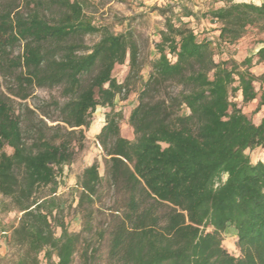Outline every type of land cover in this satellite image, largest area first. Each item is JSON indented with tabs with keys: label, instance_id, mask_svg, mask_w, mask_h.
<instances>
[{
	"label": "trees",
	"instance_id": "1",
	"mask_svg": "<svg viewBox=\"0 0 264 264\" xmlns=\"http://www.w3.org/2000/svg\"><path fill=\"white\" fill-rule=\"evenodd\" d=\"M219 1L205 13L218 24L210 33L165 18L157 59L127 117L129 139L115 100L141 79L134 35L96 26L83 0H0V76L10 81L8 93L26 100L34 87L59 88L63 98L38 112L26 106L30 115H22L0 90V194L19 213L7 264H73L77 253L83 264H100L104 241L105 264H264V160L247 153L264 154V114L255 123L241 108L264 105V70H251L264 62V38L239 62L214 58L251 29L264 34V2ZM117 66L126 67L122 80ZM97 106L104 110L97 134L104 175L93 161L78 176L72 201L82 227L73 232L65 221L72 204L56 191ZM103 184L114 201L99 228L93 211ZM43 188L48 193L40 195ZM228 227L238 255L223 245Z\"/></svg>",
	"mask_w": 264,
	"mask_h": 264
},
{
	"label": "rangeland",
	"instance_id": "2",
	"mask_svg": "<svg viewBox=\"0 0 264 264\" xmlns=\"http://www.w3.org/2000/svg\"><path fill=\"white\" fill-rule=\"evenodd\" d=\"M249 1V0H235ZM221 4L219 0H83L84 10L86 14L92 18L93 23L99 27H106L113 33H122L130 31L138 43L140 49L141 79H137L130 93L125 99L119 97L115 100V109L122 112L123 119L120 121V133L129 139L133 138L132 129L127 124V117L131 108L137 103V92L141 86V81L145 80L150 71L152 61L157 59L155 51V43L159 39V31L163 29L165 18H171L173 21L181 19L193 28L196 32H212L218 27V24L205 16V13L212 7ZM169 8V11L162 13L160 9ZM188 12L192 15L186 16ZM263 39L264 34H258L254 29H251L247 35L235 47H232L226 55H215V60L225 57H235L236 61H240L247 55L254 54L261 43H257L258 39ZM98 40V35H87L85 43L91 46ZM19 48L14 49V55L19 52ZM255 74H261L264 70V62L252 66L251 69ZM126 73L125 66H117L114 70V75L122 80ZM10 81L3 79L0 76V90L11 98L12 104L16 112L22 115L29 114L26 106L29 109L37 111V107L43 106L45 102L52 99L63 100L59 88H39L34 87L30 91V95L26 100H21L16 96L10 95L7 91V85ZM264 88V86H263ZM241 105L240 97L235 98ZM243 111L257 122L260 111L255 112V104L242 105ZM188 111L185 107L181 113L186 114ZM30 115V114H29ZM48 125L55 124L46 120ZM104 124V110L97 106L92 114V121L88 129L84 130L83 147L75 155L74 160L66 165L63 169L62 177H59L60 183L57 187L56 196L60 199L71 203L72 207L67 211L65 221L68 223L69 230L78 232L81 230L82 223L78 212L75 209L77 193V178L82 170L90 165L93 161H97L99 172L104 175L103 150L97 140L102 125ZM10 152V148H6ZM252 162L257 159L264 160L263 151L259 148L247 151ZM48 188H43L39 194H47ZM114 196L109 187L103 184L100 191V197L94 204V226L105 228L110 208L113 206ZM19 213L12 209L9 205V200L0 194V256L4 257L1 264H7V260L14 255V250L7 245L8 237L12 227L16 224ZM235 231L228 227L223 233V245L233 255H238L239 251L236 246ZM107 241L101 244L100 256L101 263L106 262ZM73 264H83L78 253L74 256Z\"/></svg>",
	"mask_w": 264,
	"mask_h": 264
},
{
	"label": "crops",
	"instance_id": "3",
	"mask_svg": "<svg viewBox=\"0 0 264 264\" xmlns=\"http://www.w3.org/2000/svg\"><path fill=\"white\" fill-rule=\"evenodd\" d=\"M249 1H252V2H254V3H262V2H264V0H249ZM259 111H260V114H259V116H258V120H257V122H255V123H258L259 120H260V118H261V116L264 114V105L261 106V108H260Z\"/></svg>",
	"mask_w": 264,
	"mask_h": 264
}]
</instances>
